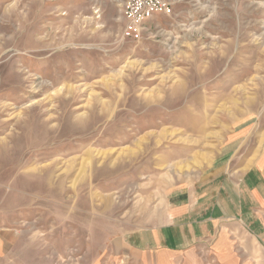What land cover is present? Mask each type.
<instances>
[{
  "label": "rangeland",
  "instance_id": "374dc122",
  "mask_svg": "<svg viewBox=\"0 0 264 264\" xmlns=\"http://www.w3.org/2000/svg\"><path fill=\"white\" fill-rule=\"evenodd\" d=\"M169 1L133 40L124 0H0V264H123L237 124L264 156V0Z\"/></svg>",
  "mask_w": 264,
  "mask_h": 264
},
{
  "label": "crops",
  "instance_id": "0c3cea01",
  "mask_svg": "<svg viewBox=\"0 0 264 264\" xmlns=\"http://www.w3.org/2000/svg\"><path fill=\"white\" fill-rule=\"evenodd\" d=\"M123 20L125 28L124 13ZM248 132L237 124L215 154L204 156L193 183L169 191L162 223L116 236L110 251L124 256L123 264H207L199 256L206 251L213 253L212 264H264V156L253 160L252 150H244ZM224 221L241 223L255 246L240 249L251 252V259L238 255L232 238L240 233L220 231ZM210 241L211 246L203 244Z\"/></svg>",
  "mask_w": 264,
  "mask_h": 264
},
{
  "label": "built area",
  "instance_id": "2783aa9c",
  "mask_svg": "<svg viewBox=\"0 0 264 264\" xmlns=\"http://www.w3.org/2000/svg\"><path fill=\"white\" fill-rule=\"evenodd\" d=\"M160 13L171 15L173 4L169 0H124V16L127 20L124 37L142 39L147 22Z\"/></svg>",
  "mask_w": 264,
  "mask_h": 264
},
{
  "label": "bare ground",
  "instance_id": "6f19581e",
  "mask_svg": "<svg viewBox=\"0 0 264 264\" xmlns=\"http://www.w3.org/2000/svg\"><path fill=\"white\" fill-rule=\"evenodd\" d=\"M38 92V91H37ZM35 101H33V104H34ZM32 104V103H31Z\"/></svg>",
  "mask_w": 264,
  "mask_h": 264
}]
</instances>
